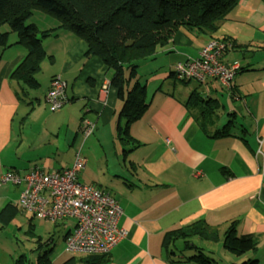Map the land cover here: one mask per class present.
I'll list each match as a JSON object with an SVG mask.
<instances>
[{
    "label": "crops",
    "instance_id": "0c3cea01",
    "mask_svg": "<svg viewBox=\"0 0 264 264\" xmlns=\"http://www.w3.org/2000/svg\"><path fill=\"white\" fill-rule=\"evenodd\" d=\"M36 13L29 22L39 31L57 28L56 20L47 15L39 14L42 18L38 22ZM214 36L239 46L228 49L221 58L240 67L230 91L214 79L203 85L190 81L194 86L184 90L170 76L176 63L197 58L201 48L210 41L203 34L193 35L180 28L166 46L139 63L137 77L146 86L148 107L139 120L129 125L131 143L121 141L115 150L118 151L114 153V161L122 159V162L114 166V180L104 184L103 179H98L100 171L95 175L97 179L85 176L86 182L118 202L122 214L117 226L126 232L125 238L109 254L98 256L102 259L98 264H200L192 260L193 254L185 255L187 250L181 252L180 241L174 243L172 252V246L165 247L164 243L168 232L196 221L205 222L218 233L216 241L192 240L205 255H214L212 244L219 241L224 251L229 252L223 247V236L234 221L237 237L251 236L257 247L255 253L240 257L231 253L234 258L231 264H241L251 258L257 264H264V1L239 0ZM17 40L16 34H10V47L0 50V178L6 171L24 174L30 170L20 171L18 167L31 154L19 156L17 152L20 148L32 150L34 145L30 132L33 125L27 114L40 98L47 104L50 80L56 75L66 83V102L55 112L69 114L67 120H75L76 131L82 119L89 120L94 124L93 134L96 129L97 144L101 146V132L106 130V135L108 132L113 136L117 133V124L123 123L119 120L122 102L110 85L113 72L96 56H85L87 46L83 40L63 29L43 39L46 57L35 76L40 88L27 95L10 78L26 55L25 48L16 44ZM44 69H48V75L41 77L45 84L42 89L38 75ZM167 73L173 82L166 79ZM192 93L203 103L197 99L190 101ZM208 100L218 102L220 108L212 120L201 125L199 118ZM226 114L230 116L226 118ZM228 119H232L229 135H217ZM77 151L81 153V148ZM72 163L73 160L59 168L40 169L46 172L66 169ZM85 168L86 162L77 178L80 173L85 174ZM20 190L21 187L0 181V214L3 213L0 215V264L14 263L3 249L2 221L9 226L17 213L21 221L28 215L16 206ZM29 217L28 229L34 227L32 220L38 219ZM59 224L65 230L62 241L72 230L73 221L69 219L54 223V228L47 232L49 244L51 235L61 229L57 227ZM203 243L208 246L203 248ZM41 246L39 243L36 250ZM52 250L44 253L50 254Z\"/></svg>",
    "mask_w": 264,
    "mask_h": 264
},
{
    "label": "trees",
    "instance_id": "16d2710c",
    "mask_svg": "<svg viewBox=\"0 0 264 264\" xmlns=\"http://www.w3.org/2000/svg\"><path fill=\"white\" fill-rule=\"evenodd\" d=\"M238 2L239 0H0V50L10 47L9 35L16 34V44L25 48L26 55L12 71L10 78L27 95V92H35L40 88L35 76L46 57L42 47L43 39L52 36L56 30L63 29L83 40L87 46L85 56H96L113 72L110 85L116 89L122 102L119 120H123L122 124H117L116 132L119 140L128 144L132 141L128 134L129 125L139 120L148 107L146 86L137 77L139 63L153 57L159 48L166 46L180 28L193 35L203 34L210 37V40L229 45L224 52L239 48L228 39H217L214 36ZM37 11L54 18L58 23L57 28L39 31L34 24L27 23ZM4 26L7 31L1 30ZM170 76L175 77L174 71ZM176 80L182 84L190 82ZM196 99L203 103L194 93L189 97L190 101ZM219 108L218 102L208 100L203 112L206 116L201 114L199 118L201 125L212 120ZM231 122L232 119H228L227 125L217 135H229ZM235 224L232 221L225 230L223 247L236 257L255 253V238L237 237ZM217 237V231L210 229L203 221H196L168 232L164 243L165 247L172 246V252L175 249L174 243L180 241L181 252H193V261L217 264L192 242L194 238L216 241ZM98 256L100 255L70 257L61 264H98L102 260ZM13 264H27L25 256H20ZM36 264H52L48 253L38 255ZM241 264H257V261L251 258Z\"/></svg>",
    "mask_w": 264,
    "mask_h": 264
},
{
    "label": "built area",
    "instance_id": "2783aa9c",
    "mask_svg": "<svg viewBox=\"0 0 264 264\" xmlns=\"http://www.w3.org/2000/svg\"><path fill=\"white\" fill-rule=\"evenodd\" d=\"M226 47L229 48V45L216 40L208 41L197 58L174 65L175 77L200 84L214 79L224 90H230L240 67L237 63L222 61ZM46 101L50 112L59 110L65 104L66 83L60 76L51 78ZM78 131L83 139H87L94 132V124L82 119ZM84 166L85 160L77 151L69 168L47 172L32 168L24 174L6 171L0 181L21 187L16 203L21 212L50 223L67 219L74 222L72 230L63 240L65 252L72 255H107L126 236V232L117 226L122 211L108 193L78 181V173Z\"/></svg>",
    "mask_w": 264,
    "mask_h": 264
},
{
    "label": "rangeland",
    "instance_id": "374dc122",
    "mask_svg": "<svg viewBox=\"0 0 264 264\" xmlns=\"http://www.w3.org/2000/svg\"><path fill=\"white\" fill-rule=\"evenodd\" d=\"M37 12L38 13L35 12V19L39 22L42 18L41 16H44L45 14L40 11ZM39 14H41V16ZM29 21L31 20H28L27 23H30ZM1 30L7 31V27L4 26ZM47 75L48 69H44L42 74L38 75V78L42 82V89L45 87L43 79L46 78ZM166 79H171V77L168 76V73L166 74ZM171 81L173 82L174 80L171 79ZM157 83H159V81ZM176 84L180 89L184 90L190 89L194 86L192 82L186 84L176 82ZM31 107L32 108L28 112L27 116H29V122L33 125V130L30 132L32 133L31 137L34 138V145L32 150H28V148H20L17 151L19 156L22 154L25 156L31 154L29 155L30 158L25 162L23 161L20 167H18L20 171L40 167L48 168V166L51 168H59L72 161L76 151L81 148V156L86 162V172L85 174H79L78 181L80 183H87L91 185L92 183L86 182L88 179H86L85 176L94 178L99 171L101 175L98 179H103L104 184H109L112 180H114L113 176L116 173V171H114V166H117L116 164H121L122 162V159L116 162L113 159L114 153L118 151L115 150L118 146H120L119 143H121L117 133H114L113 136H111L107 132L106 135V130H103L101 132L103 134L100 135L102 137V144L100 146L97 144V133L95 129V133L83 142L79 131H76L77 124L75 120H67L69 114L64 113V111L50 112L43 98L35 101ZM227 117L228 115L226 114V118ZM59 124H61L60 127ZM73 143L75 144L74 147L72 146ZM113 143H116L114 147ZM55 148H57L56 155H54L55 153L53 152ZM119 149L120 153H122L121 147ZM94 179H97V176ZM92 181L94 182L96 180ZM28 215H24L23 221H21L19 220L21 215L17 213L15 221L9 226L4 224L3 221L1 223V239L4 245L3 249L14 261L20 256H25L27 264H36L37 256L43 254L44 251L50 248H53V250L50 254H48V257L54 264H60L70 257H83V255L79 254L73 256L72 254L64 251L63 241L61 240V235L65 231L62 229L63 225H65L64 222H62L63 225L59 224L57 226L61 229H59L55 235H51L53 236L52 243L49 244L48 240L50 237H47V232L51 228H54V223L34 219L32 220L34 227L28 229L29 227L27 222L28 219H30L29 216H31ZM39 243L42 246L40 249L36 250ZM195 245H197L196 242ZM202 246L203 248H206L205 246H208V243H203ZM212 246L211 250L214 252V255L210 253L206 254L210 259H217L219 261L216 263L220 264L232 263V260H234L233 255L230 252L224 251L221 241L212 244ZM192 254L193 252L189 251L185 253V255Z\"/></svg>",
    "mask_w": 264,
    "mask_h": 264
}]
</instances>
